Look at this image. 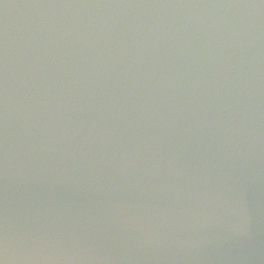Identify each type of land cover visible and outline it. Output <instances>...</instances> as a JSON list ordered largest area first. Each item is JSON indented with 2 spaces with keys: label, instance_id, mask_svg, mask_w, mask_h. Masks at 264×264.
I'll return each mask as SVG.
<instances>
[{
  "label": "water",
  "instance_id": "water-1",
  "mask_svg": "<svg viewBox=\"0 0 264 264\" xmlns=\"http://www.w3.org/2000/svg\"><path fill=\"white\" fill-rule=\"evenodd\" d=\"M0 264H264V0H0Z\"/></svg>",
  "mask_w": 264,
  "mask_h": 264
}]
</instances>
